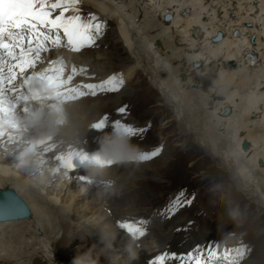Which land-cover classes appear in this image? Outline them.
I'll return each instance as SVG.
<instances>
[{"label":"bare ground","instance_id":"bare-ground-1","mask_svg":"<svg viewBox=\"0 0 264 264\" xmlns=\"http://www.w3.org/2000/svg\"><path fill=\"white\" fill-rule=\"evenodd\" d=\"M190 5L195 8L190 9ZM80 6L92 7L99 15L116 16L117 14L116 17L120 20L118 36L120 35L122 42L127 43V50L133 51L134 59L144 62L152 75L153 82L158 87L167 90V95L171 98H178L181 100L179 103L183 102L188 106L186 111L183 106L178 111L177 116L181 123L179 124L182 127L185 126L189 132L195 133L196 138L198 137L216 156L215 159L228 163L230 168L239 163L237 168L240 169L241 177L249 180L255 178L254 182L264 181V107H261V102L264 103V51L262 53L259 51L264 47H261L264 45V0H219L216 5L212 0H84V4L78 5ZM222 8L226 9L228 17H225V10ZM233 8H236V12L231 17ZM71 13L72 11L69 10L65 15L68 16ZM169 14L172 19L166 21L165 17ZM245 21H253L252 26H247ZM244 29L247 30L244 32L242 31ZM257 30L260 33H256L257 41H254L253 36ZM218 31H222L224 37L219 42H213L212 37ZM98 42L101 41H97V44ZM221 42L225 45L219 47ZM99 46L100 43L92 48H85L79 54L59 48L62 50L52 51L51 59H48L55 60L64 56L69 61V66L74 63L79 67L83 63L90 68L89 75L94 73L97 81L103 80L110 72L119 73L118 67L122 66L116 63L110 65L109 62H112L115 56L109 52V57L102 58L98 51H95V48ZM216 50L218 51L215 52ZM142 52L147 53V56ZM219 52L223 54L218 55ZM258 53L262 54L258 57L259 59ZM90 55L91 59H89ZM48 56V54H42L44 63L37 65V71L46 67ZM103 59L108 61H104L100 69L93 67ZM145 59L149 61L146 62ZM195 60H202V65L194 68L192 62ZM222 66L225 67L222 69ZM137 67L138 65L126 67L129 78L134 76ZM15 71L16 83H19V71ZM6 72L7 67H5ZM65 72L70 74L68 69ZM80 81L92 82L84 76H76L72 84H79ZM5 87H7V81H5ZM54 87L59 88L56 85ZM66 92L69 95L74 92L68 84ZM75 93L69 102L62 101L59 95L53 96L50 100H41L37 107L44 106V118L42 123L36 125L25 122L23 119L27 115L16 103L18 93L6 97L4 103L0 104V111L3 113L0 116V133L5 140L14 139L8 144V150L0 148V155H5L0 159V188L14 189L31 209L29 218L0 221L1 259L19 261V259L24 260L26 257L41 253L50 263H58L52 246V240L58 237V219L64 220L61 228L66 230L70 227L69 218L77 219L80 215L92 216L93 210L103 213L104 208L108 213V209L111 208L110 201L112 203V200L115 201L119 196V188H115L116 195H98L96 190L101 183L94 182L91 185L81 183V186H77L75 173H70L71 178H66L63 171L55 172L56 163H59L57 157L62 158L64 153L63 144L58 143L52 146L39 144L40 148L37 146L36 148L45 152H41L42 155H39L38 151L33 153L35 149L33 146L36 144L34 140L30 143L28 137L38 133L39 130L43 132V129L46 133H54L47 128L56 127L60 138H63L65 143H74L79 139L84 144L85 141H82L84 131L88 132L92 129L91 124L101 115L100 113L119 101V99L104 100L92 104L88 102L93 99L92 96L89 99H77L85 95ZM246 93H249L247 96L249 99L243 101ZM226 107L231 110L228 115H225ZM34 108L36 109L35 106ZM30 126L35 127L37 131L33 130L34 128L30 129ZM9 129L14 130L12 135L6 133ZM38 135L39 133L36 137ZM244 142H247L245 148L242 145ZM256 143L258 145H255ZM48 147H52L50 153L47 152ZM248 154L250 156L247 157ZM172 160L168 158L167 163H159L151 169L141 171L146 174L148 170H151L149 173L160 175L171 166ZM150 165L141 164L137 167L142 169ZM127 166L132 167L133 162H120L109 168L107 178L114 180L115 183L120 182L122 177L115 171ZM87 172L90 173L89 170ZM60 180H62L61 184H59ZM49 188L59 193L54 197V193L47 192L44 195L41 192ZM81 189L93 192L91 197H88V201L84 198L85 194H81ZM67 191L70 192L71 202L59 207V195L62 192L67 194ZM122 211L117 212L118 216L113 214L114 218L122 219L124 217ZM114 222L106 217L103 224L99 222L88 224L84 228L80 227L81 229L74 232L72 237L66 236L63 239L70 243L74 241L84 243V248L88 250L93 260L92 264H112L114 246L117 245L116 247L120 248L131 244L129 237L119 227L115 228L111 225ZM8 232L9 235H7ZM86 234L90 236L87 238ZM143 246L149 245L143 244ZM156 248L162 247L156 243L154 249ZM139 250L135 256L129 258L127 264H149L148 251L142 248ZM254 259L258 257L250 256L243 264L252 263Z\"/></svg>","mask_w":264,"mask_h":264},{"label":"rangeland","instance_id":"rangeland-1","mask_svg":"<svg viewBox=\"0 0 264 264\" xmlns=\"http://www.w3.org/2000/svg\"><path fill=\"white\" fill-rule=\"evenodd\" d=\"M212 1L216 5V2L219 0ZM228 5L226 6L227 9L229 7ZM191 6L192 5H190V7ZM192 8L195 7H191L190 9ZM222 9L225 10V17H228L226 9ZM82 10H93L98 13L96 9L89 6L83 7ZM232 11L233 14H230L231 17L235 14L236 8H233ZM209 13L212 14L211 12ZM112 16L113 22L111 23L107 22L105 19L107 33L104 32L103 37L108 34L106 40L104 42H98V44L100 43V46L95 48V51H98L102 58L106 56L109 57V52L115 56L112 62L109 63L110 65L116 63L117 65L122 66L118 68L122 71V73H120L123 75V79L125 80V88L117 94L108 95L106 93L103 94L102 97L97 95L93 97V99L88 100V102L94 104L104 100L113 101L115 99H119L118 103L110 105L108 110L100 113L101 115H99L92 122L91 126H93L95 122H97L105 114H108L112 120H115L119 117L116 109L123 105H127L128 114L123 119L128 122L135 123L136 125L146 124L150 129V131H148L142 139L132 140L130 136L131 144L135 146L137 150H145L148 148L154 149L155 147L162 145L163 151L152 161L139 164H136L138 163L136 162L133 163L132 167L127 166L115 171L116 173L118 172L117 174L120 173L122 178L119 180L120 182L115 183V188H119V196L115 200L116 202L112 200L111 203L110 201L109 207L112 209H108V213L105 212L104 208V211L102 210L103 213L99 210H93L92 216L82 217L80 215L78 217L76 216L77 219L69 218L68 221L70 222V227L66 230L61 228V224L64 220L58 219V237L56 236L57 238L52 240L53 250L57 255L56 258L58 263H50L49 260H46L45 257L39 253L38 255L26 257L24 260L19 259V261H10L9 259L0 258V264H92L93 260L90 257L88 250L84 248V243L78 241L70 243L65 241L63 238L66 236L72 237L74 232L76 233L78 229L84 228V226L88 224L95 222L103 224L106 217L115 221L114 223H111L113 227H119V229L124 232L120 226H117V224L120 225L121 219L117 220L114 218L115 216H113V214L117 215V212L122 210V215L124 214L122 220L138 218L146 219L149 222L148 230L147 234L140 241H133V239L124 232L129 237L131 244L124 245L120 248H117V245L114 246L115 251L112 255V264L129 263V258L135 256L137 252L140 251L139 248L153 252L156 250L154 249L156 243L160 247H163V245L166 244L169 245V248L172 245V249L177 248V250H180L181 248L188 246L190 243L193 244V246L194 244L197 246L208 239L217 241L224 240L226 243L230 244L239 243L246 249L249 257L253 255L258 257V259L252 260L253 262L249 264H256L258 261L259 264H264V181L260 180L254 182L253 180H255V178L249 180L248 178L241 177L239 174L240 169L237 168L239 163L235 164V167L230 168L228 163L226 164L215 159L214 157L216 156L199 140L198 137L196 138L195 133L192 131L189 132L186 130L185 126L182 127L180 125V118L177 116V113L182 109V106L184 107V111L187 110L188 106L183 102L179 103L181 100L178 98H171L167 95V90L165 91V89L158 87L153 82L152 75L148 71L144 62H139L136 58L134 59L135 54L133 51L127 50V43L122 42L120 35L118 36L120 20L119 17H116L117 14L116 16L111 15L109 17ZM245 22L247 26H252L253 24V21ZM246 30L247 29H244L242 31L245 32ZM258 32L259 31L257 30L254 33V41H257L256 33ZM224 45L225 44L221 42L219 47ZM263 46L264 45H261V47ZM217 51L218 50L215 52ZM259 51L262 53L264 51V47L260 48ZM261 53H258L257 58L261 57ZM142 54L147 56V53L145 54L142 52ZM220 54L223 53L219 52L218 55ZM234 56H236V54ZM245 56L249 57L248 55ZM91 58L92 56L90 55L89 59ZM145 60L146 62L149 61L147 59ZM104 61L108 60L103 59V61L97 62L93 65V67L100 69V67L104 64ZM136 65H138V67L134 76L129 78L127 68ZM89 66H91L90 63ZM224 67L225 66H222V69ZM107 71L109 72L108 69ZM111 74H113V72H110V75ZM220 74L223 73L220 72ZM248 94L249 93H246V95L243 96V101L247 100ZM89 97L90 96L85 95L84 97L79 96L77 99H89ZM172 99L174 101H172ZM261 103V107H264V103ZM55 128H51V131L58 134L59 131ZM30 129L37 131V129L33 126H30ZM47 130H49V128H47ZM89 130L88 132L84 131L85 135L82 136V141H85L84 144H82L79 139L76 141L79 144L81 143L82 147H85L86 150H91L96 146H101V139L112 133L109 131L100 137V135L97 136V133ZM13 132L14 130L9 129L6 133L8 135H12ZM37 134L38 133H34L33 136L28 137V141H30V143L31 141L33 142V140L35 141ZM61 139L63 140V138ZM12 141H14V139H12ZM255 145H258V143ZM33 148H35L33 153L38 151L39 155H42L41 151L36 148V145H34ZM51 148L52 147H48L47 149L50 150ZM6 150H8V147ZM4 156L5 155H0V159ZM248 156H250V154H248L247 157ZM168 158L173 159V163L160 175L149 173L151 170H148V173L146 174H143L141 171L151 169L159 163H167ZM141 164L151 165L148 166V168L145 167L142 169L137 167ZM42 176L45 177V175ZM36 178L37 176L35 179ZM75 181L77 186H81V183L77 180ZM61 183L62 180L59 181V184ZM59 187L60 186H58V188ZM96 191L100 192V187L97 188ZM182 191L185 196L195 197V204L191 203L190 206L183 207L175 216L169 219L167 215L164 214V210ZM41 192L44 195H46L47 192L54 193V197L57 193H59V191H54L52 188L41 190ZM63 193L64 192L59 195V207L67 202L69 204L71 202V195H69L70 192L67 191V194ZM92 193V191L87 192L84 196V198H87L86 201H88V197H91ZM60 203L62 204L60 205ZM105 204L107 205L108 203ZM189 220L194 222L193 227L181 232L176 231L178 227H183L185 222ZM178 233L180 234L178 235ZM9 234L10 233L8 232L7 235ZM85 236L88 238L90 235L86 234ZM120 242L121 241L119 240V243ZM153 243L154 247L152 246ZM138 244H140V246ZM143 244L149 246L145 247ZM202 245L203 243L200 246ZM17 252L19 251L17 250Z\"/></svg>","mask_w":264,"mask_h":264},{"label":"snow or ice","instance_id":"snow-or-ice-1","mask_svg":"<svg viewBox=\"0 0 264 264\" xmlns=\"http://www.w3.org/2000/svg\"><path fill=\"white\" fill-rule=\"evenodd\" d=\"M80 3L81 0H0V104L4 103L6 97L15 93H19L16 96L17 101L24 99L25 94L33 86L34 74L37 72L43 79L54 83L57 87L64 84L72 85L73 91L92 97L119 92L124 87L125 80L122 74L113 73L106 79L97 81L94 73L89 75V69L85 65L78 67L73 63L69 68V61L64 56L49 60V66L43 70H36L38 64L44 63L42 53L65 48L74 54H79L85 48L96 46L97 41L103 37L105 22L95 14H89L87 18L79 15ZM56 10H59V14L53 16ZM69 10L77 14L66 16L65 13ZM165 19L171 21V14ZM219 39L220 37L214 38L217 42ZM201 63L197 62V67ZM5 67H7L6 73ZM29 69L32 71H28ZM66 69L70 74L65 78ZM15 70L19 71V83H16ZM76 76H84L92 82L73 85L72 82ZM5 81H7V87H5ZM116 112L119 114L118 118L112 120L108 114H105L95 122L91 131L99 136L123 125L132 140L142 139L150 131L146 124L136 125L123 119L128 114L127 105L117 108ZM228 114L229 110L225 112V115ZM2 115L0 111V116ZM10 142L12 138L5 140L0 133V148L6 150ZM162 151V145L151 150H142L141 162L152 161ZM92 154L76 151L66 160L57 157L59 164L54 171L57 173L63 171L66 178H71L70 173L78 166H82L83 158ZM114 163L109 161V166H113ZM75 179L82 184H92L85 175H78ZM194 198L185 196L183 191L180 192L164 210V214L169 219L172 218L180 209L190 206ZM5 207L8 212L14 214L27 211L22 199L10 198ZM148 223L146 219H130L120 222L119 226L131 238L138 240L147 234ZM193 226L194 222L189 220L176 231H185ZM245 255L246 249L243 246L221 250L218 245L205 247L197 245L183 258L176 253H162L156 256L151 264H165L168 259L180 260L181 264H189V262L190 264H217L220 260L225 261L226 264H241Z\"/></svg>","mask_w":264,"mask_h":264},{"label":"clouds","instance_id":"clouds-1","mask_svg":"<svg viewBox=\"0 0 264 264\" xmlns=\"http://www.w3.org/2000/svg\"><path fill=\"white\" fill-rule=\"evenodd\" d=\"M101 150L92 155L85 156L82 166L92 174V183L97 178L102 180L101 191L98 195H116L115 181L107 178L109 161L113 162H139L141 163V153L131 144L130 135L124 128L116 129L112 133L103 137L100 141ZM81 194H87L81 189Z\"/></svg>","mask_w":264,"mask_h":264},{"label":"water","instance_id":"water-1","mask_svg":"<svg viewBox=\"0 0 264 264\" xmlns=\"http://www.w3.org/2000/svg\"><path fill=\"white\" fill-rule=\"evenodd\" d=\"M215 37H220L219 39L220 41L223 39L224 33L222 31H218L217 34L212 37L213 42H217L214 40ZM197 62H202V60L193 61L192 65L194 68L195 67L197 68ZM227 110H229V112L231 111L230 108L226 107V111ZM242 145L245 148L247 146V142H244ZM10 198L22 199L24 204L26 205L27 211L20 213V214H14V213L8 212L5 206L8 204ZM30 216H31V209L29 208V205L26 203V201L23 199V197L18 192H16L12 188H1L0 189V221L19 220V219L29 218Z\"/></svg>","mask_w":264,"mask_h":264}]
</instances>
